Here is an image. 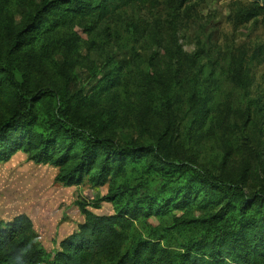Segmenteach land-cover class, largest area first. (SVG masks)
<instances>
[{
	"label": "rangeland",
	"instance_id": "rangeland-1",
	"mask_svg": "<svg viewBox=\"0 0 264 264\" xmlns=\"http://www.w3.org/2000/svg\"><path fill=\"white\" fill-rule=\"evenodd\" d=\"M40 1L0 0V67L11 76L0 71V121L26 106L43 133L45 122L66 118L82 132L121 143H158L168 160L227 178L247 194L260 189L264 50L258 56L256 49L264 45V16L238 25L230 13L246 0H156L102 20L61 16L55 23L50 15L51 25L33 35ZM30 157L17 151L0 163V221L26 215L47 252L83 223L80 205L113 214L100 201L109 188L162 189L143 162L101 186L84 179L66 187L54 180L59 168ZM185 179L161 192L175 195ZM212 198L157 223L172 237H190L204 227L194 220L219 211ZM150 229L141 220L134 234L145 237Z\"/></svg>",
	"mask_w": 264,
	"mask_h": 264
},
{
	"label": "trees",
	"instance_id": "trees-1",
	"mask_svg": "<svg viewBox=\"0 0 264 264\" xmlns=\"http://www.w3.org/2000/svg\"><path fill=\"white\" fill-rule=\"evenodd\" d=\"M9 4L11 0H1ZM247 6L230 10L234 22L245 24L264 16V0H246ZM156 0H41V16L30 24L36 35L51 25L45 16L68 19L102 20L131 6L156 5ZM38 12V11H37ZM264 45L256 51L259 55ZM253 58H256L253 56ZM4 71L9 79L10 73ZM21 94L20 91L17 92ZM21 97V96H20ZM43 133L36 116L28 107L16 109L0 121V163L17 152L29 154L31 160L59 168L55 182L66 187L87 179L101 186L124 169L143 162L157 176L160 188L178 185L175 195L161 190L109 188L100 201L112 205L113 214L96 215L80 205L84 217L77 230L62 239L57 249L47 252L35 239L30 219L19 214L0 221V264H258L264 262V184L247 194L231 180L216 177L207 170L176 164L160 151L158 143L137 141L121 143L96 132H82L66 118L45 122ZM219 201V211L206 219L201 231L190 237H172L170 228L157 220L171 210L183 211L202 200ZM141 220L150 223L147 236L134 234ZM153 220L152 222H150ZM185 220L180 225H184Z\"/></svg>",
	"mask_w": 264,
	"mask_h": 264
}]
</instances>
